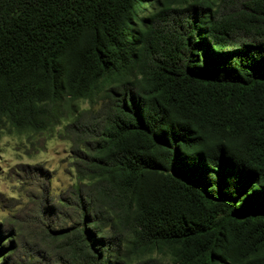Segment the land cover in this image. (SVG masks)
<instances>
[{
	"label": "trees",
	"instance_id": "trees-1",
	"mask_svg": "<svg viewBox=\"0 0 264 264\" xmlns=\"http://www.w3.org/2000/svg\"><path fill=\"white\" fill-rule=\"evenodd\" d=\"M154 1L0 0V127L72 130L84 264H264V0Z\"/></svg>",
	"mask_w": 264,
	"mask_h": 264
},
{
	"label": "rangeland",
	"instance_id": "rangeland-1",
	"mask_svg": "<svg viewBox=\"0 0 264 264\" xmlns=\"http://www.w3.org/2000/svg\"><path fill=\"white\" fill-rule=\"evenodd\" d=\"M148 7L158 11L159 0ZM78 107L86 112L75 126L103 111V92L80 100ZM72 137L64 123L43 134H20L0 127V256L4 255L6 264H84L80 254L86 247L82 236L87 234L86 220L73 208L58 204L60 199L70 202L75 181ZM105 229L106 236L91 232L106 240L105 248H118L122 235ZM91 239L87 237V243ZM91 250L100 251V246ZM129 264H173V259L164 247Z\"/></svg>",
	"mask_w": 264,
	"mask_h": 264
}]
</instances>
